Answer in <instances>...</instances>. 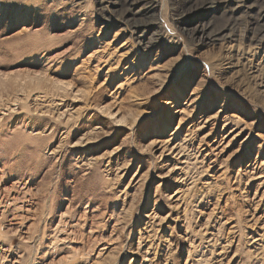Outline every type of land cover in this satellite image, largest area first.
<instances>
[{"label":"rangeland","instance_id":"rangeland-1","mask_svg":"<svg viewBox=\"0 0 264 264\" xmlns=\"http://www.w3.org/2000/svg\"><path fill=\"white\" fill-rule=\"evenodd\" d=\"M110 1L0 0V264H264L256 9L158 0L144 51Z\"/></svg>","mask_w":264,"mask_h":264},{"label":"bare ground","instance_id":"bare-ground-1","mask_svg":"<svg viewBox=\"0 0 264 264\" xmlns=\"http://www.w3.org/2000/svg\"><path fill=\"white\" fill-rule=\"evenodd\" d=\"M143 3V5H142ZM109 4L117 6V2L110 1ZM141 4V5H140ZM158 0H130L127 7L126 20L133 22L135 27V33L138 44L146 47L144 51H152L159 45L163 44V40L167 38L166 31L160 29L159 23L155 20H142L139 18L142 14L151 13L158 6ZM224 4V7L232 4V12H236L239 9L246 7L249 12L256 9L254 15L253 33L249 37V44L247 46V54L258 57H264V0H204L203 3L194 8L190 7L186 12H180L187 20L194 21L198 17L203 18L211 15L212 12L218 10L220 6ZM139 6V7H138ZM213 15V14H212ZM181 18V17H180ZM234 26L233 21L224 22L220 25H215L212 21L209 24H202L198 31L201 32V44H221L230 43L232 41L233 34L231 28ZM172 41V40H171ZM177 42V41H176ZM175 43V42H174ZM199 43V42H198ZM233 46H231V50ZM230 50V51H231ZM158 53V52H157ZM220 67V65H215ZM217 71L216 68H213ZM198 98V97H195ZM179 110V109H178ZM221 111V110H220ZM180 112V111H179Z\"/></svg>","mask_w":264,"mask_h":264}]
</instances>
